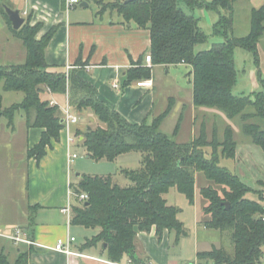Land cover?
I'll list each match as a JSON object with an SVG mask.
<instances>
[{
    "label": "trees",
    "instance_id": "obj_1",
    "mask_svg": "<svg viewBox=\"0 0 264 264\" xmlns=\"http://www.w3.org/2000/svg\"><path fill=\"white\" fill-rule=\"evenodd\" d=\"M238 0H97L99 13L117 11L126 22H135L151 31L153 64L191 66L193 102L196 107L218 108L229 118L241 115L244 133L250 141L264 151V78L263 89L251 95H237V65L235 49L251 51L259 63V41L264 34V4L251 11V30L246 36L232 35L235 2ZM6 4V2H4ZM4 3L2 12L12 27ZM184 4V5H182ZM7 5H10L7 3ZM187 6V7H186ZM215 12L219 16L213 24V33L224 36L212 47L196 52L195 46L208 40L209 35L200 25L195 10ZM42 22L35 25L27 19L20 29L14 30L26 49L24 63L0 64V85L7 91H22V102L3 107L0 91V119L8 118L10 126L18 111L24 110L29 127L43 129L40 141L28 149V157L40 160L46 155L53 140H60L65 128L64 112L60 105L51 104L47 94L64 95L76 113L92 112L97 125H87L76 130L90 157L114 159L120 154L139 151L142 154L138 169L122 172L131 180L120 185L113 176L83 174L78 182L71 183L72 195L88 194L86 201L73 203V224L98 232L88 238L85 247L102 243L111 261L120 262L127 257L135 263H144L136 250L135 238L140 231L156 228L159 237L168 229L175 234V243L188 231L179 217V208L168 203L165 194L172 187L195 202L196 172L202 171L214 182L202 188L208 201L204 212L210 217L205 222L211 229L230 230L234 253L214 247L198 253L197 264H258L264 256V193L254 190L227 166L220 164V157L235 159L238 142L231 126H227L223 139L216 134L208 137L206 123L192 140L178 142L161 130V124L173 108H168L152 121L132 123L120 112L111 108L100 97L97 87L79 75L76 68L54 67L46 61L45 52L57 26L38 38ZM126 84L137 79L151 78V68L139 63L127 70ZM249 106L254 111H247ZM78 113V114H79ZM261 118V122L250 121ZM182 118V117H181ZM181 121V120H180ZM177 124L174 134L180 130ZM211 147V156L206 148ZM256 192L259 199L249 197ZM88 202V204H86ZM227 202L230 206H227ZM32 214L30 215V219ZM0 256V263H6Z\"/></svg>",
    "mask_w": 264,
    "mask_h": 264
},
{
    "label": "crops",
    "instance_id": "obj_2",
    "mask_svg": "<svg viewBox=\"0 0 264 264\" xmlns=\"http://www.w3.org/2000/svg\"><path fill=\"white\" fill-rule=\"evenodd\" d=\"M0 1L19 9L32 25L42 22L43 27L37 35L38 38L57 26L46 48V61L54 67L76 68L79 75L97 87L99 97L130 122L152 121L163 112L161 110L165 106L164 101L158 105L155 69L172 65L153 63L149 65L146 62V55L151 53V31L148 27H140L133 21L126 22L117 11L107 10L99 13L100 6L98 10H92L87 6L67 11L66 0ZM256 1L257 5L253 3V8L264 4V0ZM207 12L201 10L203 16L207 15ZM0 18H3L2 14ZM5 25L0 19V27ZM139 63L151 68V78L137 79L126 84L127 70ZM177 66L189 65L181 63ZM143 80H152L153 83L148 86L139 85V81ZM115 82L119 84V88L113 86ZM189 82L192 86V99H187L184 103L186 100L181 95L170 98L174 99L175 105L179 100L180 107L184 109L181 115L184 116L186 112V117L188 109L191 106L196 107L193 102L192 80ZM60 96L64 95L47 94L49 99L58 103L64 100L58 98ZM65 98L68 102V98L66 96ZM195 112L197 111L194 110L192 113V121L197 118ZM79 114L80 119L82 118L80 122L63 128L60 140H53L52 147H48L46 155L40 160L28 157L27 152L40 141L42 128L29 127L25 118L20 123V136L16 135L18 131L16 127L11 128L8 123L5 130L0 129V232L18 225L25 230L27 238L34 242L17 243L0 235V256L7 259L6 263L0 264H197L198 253L201 251H209L214 247L227 250L223 238L218 242L211 239V234L207 231L216 229L209 228L206 222H193V228L197 227L198 232L188 239V242L187 238L183 237L175 243V234L168 229L164 230L161 237L157 235L155 227L150 231L138 232L135 245L138 255L145 260L144 263H135L127 257L120 262L111 261L102 243L85 247L86 240L94 236L98 229L68 222L67 215L61 210L69 201L71 183L78 182L85 174L77 172L78 167L74 168L79 153L73 149L80 146V140L83 139V136H75L76 130L98 122L92 112ZM15 136L20 140L22 148V165L14 164L12 157H8L7 153L12 149ZM71 136L75 138L74 142L69 141ZM257 147L249 140L245 144L237 145L235 166L240 174L237 171L235 173L246 183L245 169L250 170L247 162L254 167H258V163L261 162V167L264 168V157ZM69 151L78 154L71 164L68 162ZM132 152L120 154L118 158L138 159L136 154H131ZM87 157H90L88 153ZM124 164L125 169L132 168L128 167V162ZM254 167L250 170L252 175L248 181L252 183L247 184L254 190L264 193V177ZM73 174L76 175V180L73 179ZM114 181L119 183L115 178ZM71 201L73 204L72 196ZM209 217L208 215V219ZM184 224L186 227L185 222ZM201 230L204 233L202 236ZM68 235L76 237L71 244L72 250L76 253L72 255L53 248L59 238H66ZM258 264H264V256Z\"/></svg>",
    "mask_w": 264,
    "mask_h": 264
},
{
    "label": "rangeland",
    "instance_id": "obj_3",
    "mask_svg": "<svg viewBox=\"0 0 264 264\" xmlns=\"http://www.w3.org/2000/svg\"><path fill=\"white\" fill-rule=\"evenodd\" d=\"M84 0H81V2ZM114 1V0H109ZM123 1V0H122ZM256 0H238L235 2V13H234V23L232 28V35L237 37L246 36L251 30V11L253 8V3L257 5ZM3 4L4 1H1ZM89 6L92 10H98L97 0H88ZM5 4V3H4ZM184 5V4H182ZM76 8H84L81 6V3L75 6ZM187 7V6H186ZM3 15L2 5L0 4V15ZM195 15L200 18V25L203 27L205 32L209 35L208 40L204 43H199L195 46V51H201L212 47L215 42H219L224 40V36L220 34L213 33V24L219 18L217 13L215 12H207V15L203 16L201 10L196 9ZM1 21L5 22V26L0 27V64L11 65L24 63L27 58V49L23 44V41L18 38L14 32V27H12L7 23L6 18L3 15V18H0ZM259 55L260 61L259 63L256 61L255 55L242 47H237L235 49V61L237 65V83L234 87V93L237 95H252L253 92L260 91L263 89V84L261 79L264 78V34L261 37L259 44ZM24 50V51H23ZM25 52V53H24ZM23 54L25 56L23 57ZM156 82H157V99L158 105H161V102L164 101V105L161 111H165L169 104L171 97H179V95L183 96L187 102V99H192L191 91L192 86L190 85V79L192 80L191 66L181 67L177 65H172L171 67H157L155 69ZM0 91L3 94V107H9L14 103L22 102L24 99V93L22 91H7L3 88V84L0 85ZM58 98H62L59 105L62 111L65 110L67 106L65 96H60ZM166 99V100H163ZM177 100V98H176ZM195 112L196 119L192 121L191 116L193 111ZM247 111H254L253 106H249ZM184 112V109L180 107L179 100L175 105L173 104V108L170 114L164 120L161 130L164 133L172 136L178 142H187L192 140L196 135L199 134L200 129L203 123H206L208 137L211 139L214 134L218 139L224 138L225 129L227 126H231L234 131V137L238 142V145L245 144L247 140L250 141V137L244 133L243 125L244 121L241 115H237L233 118H229L225 112L219 110L218 108H209V107H190L188 109V114L186 117V112L183 115L181 113ZM183 116L184 119L181 117ZM26 113L24 110L18 111L14 118V125L10 126L11 128L16 127L18 130L16 135L20 134V123L22 120H25ZM82 119V118H81ZM80 119V120H81ZM181 120V121H180ZM250 121L263 122L261 118H255ZM80 122V121H79ZM180 124V130L178 134H174L176 126L178 123ZM7 123L9 124L8 118L6 116H2L0 119V129L3 131L6 129ZM10 125V124H9ZM95 126L97 124H91ZM85 129V128H83ZM17 135V136H18ZM17 136H15V141L13 142L11 151L7 152L8 157H12V162L14 164L22 165V148L20 145V140H17ZM20 136V135H19ZM254 144V143H253ZM256 145V144H255ZM257 148L260 150L262 156L264 157V151L259 146ZM75 151H78L79 157L76 159L74 163L77 168V172L81 171L88 175H103L108 176L111 175L115 178L119 183L123 186L131 184V180L127 178L122 171L125 169L124 166L126 162H128V167H132L131 169H138L141 166L142 156L141 152L133 151L131 154H136L138 159H124L125 157H121L120 159L117 156L114 159H101L97 160L92 157H87L86 149L84 146H76L74 147ZM212 148H206V155L211 156ZM6 154V153H5ZM139 154V155H138ZM141 158V160H140ZM75 161V160H74ZM257 163V162H255ZM220 164L223 166H227L231 171L238 172L235 166V159H230L227 157H220ZM261 162L258 163V167H254L251 163L247 162V165L250 166V170L252 167L256 168L261 172V175L264 177V168L261 167ZM250 170L245 169L246 175L245 179L247 183L250 181ZM240 174V172H238ZM73 179L76 180V175L73 174ZM242 179V178H241ZM120 184V185H121ZM214 185V182L208 179L202 171L196 172V192H195V202L191 203L189 199L177 190L176 187H172L168 193L165 194L168 203L171 205H175L179 208V217L180 219L186 223V229L188 231L186 236H183L185 239H190L196 232H198V228H193V222H205L208 219V215L204 212V207L208 204V201L205 199L203 194L201 193L202 188ZM249 197L254 199H259V194L256 192L249 193ZM72 200L74 204L78 203V198L76 195H72ZM197 229V231H196ZM200 232V231H199ZM211 234V239L214 242L220 241L223 238V241L226 242L227 252L234 253V241L232 238V232L230 230L220 231V230H210L207 231ZM201 236L204 233L201 230ZM182 237V238H183ZM231 246V247H230Z\"/></svg>",
    "mask_w": 264,
    "mask_h": 264
},
{
    "label": "built area",
    "instance_id": "obj_4",
    "mask_svg": "<svg viewBox=\"0 0 264 264\" xmlns=\"http://www.w3.org/2000/svg\"><path fill=\"white\" fill-rule=\"evenodd\" d=\"M81 3V0H66V8L67 11H70L71 9L75 8V6L77 4ZM146 62L151 65L153 62V58H152V54L149 53L146 55ZM71 69V66L67 67V72ZM153 81L152 80H143V81H139V85L142 86H148V85H152ZM113 86L115 88H119V84L117 82H115L113 84ZM51 104H58V102L56 100H51ZM64 119H65V127H70L72 124H77L80 121V114L74 112L70 105L69 102H67V106L65 107L64 110ZM70 142H74L75 138L73 136H71L69 138ZM78 157L77 153H72L69 151L68 153V162L69 164H71L72 162H74V160ZM72 189H71V195L69 197V201L68 203H66L65 206L62 207V212H64L67 215V219L68 222H72V217H73V204L71 201V196H72ZM88 199V194L83 192L79 195V200L80 201H86ZM0 235L6 236L8 238L13 239L15 242L19 243V242H26V243H34L31 240H29L27 238V233L25 232V230L21 227V226H15L10 230H6V231H2L0 232ZM76 240L75 236L72 235H68L66 238H59L55 244V246L53 247L55 250L63 252L67 255H72L75 254L76 252H74L71 248V244Z\"/></svg>",
    "mask_w": 264,
    "mask_h": 264
},
{
    "label": "water",
    "instance_id": "obj_5",
    "mask_svg": "<svg viewBox=\"0 0 264 264\" xmlns=\"http://www.w3.org/2000/svg\"><path fill=\"white\" fill-rule=\"evenodd\" d=\"M126 1H133V0H126ZM81 6L87 7L89 6L88 0H84L81 2ZM5 10L8 13L9 20L11 21L14 29H20L23 24L26 22V18L21 14L19 9L12 8L11 6L4 4ZM62 122H65V119H62ZM88 204V202H86ZM227 206L229 207L230 204L227 202Z\"/></svg>",
    "mask_w": 264,
    "mask_h": 264
}]
</instances>
